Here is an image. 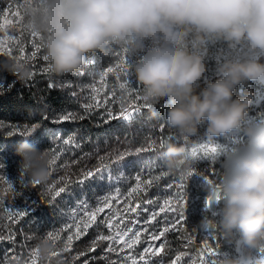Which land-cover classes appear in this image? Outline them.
I'll use <instances>...</instances> for the list:
<instances>
[{"label": "trees", "instance_id": "1", "mask_svg": "<svg viewBox=\"0 0 264 264\" xmlns=\"http://www.w3.org/2000/svg\"><path fill=\"white\" fill-rule=\"evenodd\" d=\"M46 3L47 0H24V2L23 0H0V15L10 21L3 30H0V39L5 40L6 48L12 46L14 52L11 55L0 56V123L36 126L27 136L9 135L7 134L8 129L0 130V176L12 183L16 189V194L13 196L11 192L4 191L7 185L0 182V195L4 196V204L0 207V228H3L5 233V240L0 242V255H3L6 249L15 248L22 257H12L13 260L9 264H33V262L34 264H72V257L76 256L77 253L84 252L86 255L80 256L77 264H82L84 260H88L89 264H105V260L101 259V256L103 250L110 243L109 241H100L95 251H88L91 242L98 233L102 232L108 235L113 231L101 225L100 222L105 219L103 215L97 218L96 224L90 227L85 235L78 239L74 237L70 250L65 251L64 243L67 241V236L77 231L75 228L71 231L68 230L67 225H70L72 221L67 217V214L73 211L75 204L83 196L91 204L94 203L97 206L101 194L107 188L104 181L96 179L99 177L98 175L78 183L79 180L83 179L80 172L83 168L95 169L100 163L99 156L106 155V150L111 151L112 148L116 147L121 150H134L142 145L147 147L145 141L148 143L155 141L151 151L131 154L114 162L107 170L116 174L119 165L130 164L129 183H136L134 178L139 168L137 167L138 160L145 159L148 155H158L167 151L169 144L177 147L186 145L187 154L183 153L180 158V162H184L185 166L184 164H176L175 167H172L169 163L164 164L162 169L167 171L168 175L154 181L146 194L137 193L140 199L135 201L134 205H138V209L145 205L149 198H155L163 187L172 182L173 174L178 172L179 167L195 170V173L204 172L203 184L196 185L190 190L188 187L186 189L184 224L179 233L169 232L166 235L164 259L168 260L174 258L176 254L187 253L188 255L182 256L186 264H191L192 260H196L197 264L199 262L198 256L207 253V250L201 251L206 236L209 237L208 245L215 251V254L212 255L214 259L211 264H240L241 255L246 259H252L255 256L264 257L261 255L262 247L251 250L244 243H242L240 255L237 245L241 242V238L238 233L229 234L224 230L218 211L221 205L218 203L216 216L208 211L206 205V201L211 195V185L222 184L225 172V156L229 154L228 149L230 147L239 148L247 143V121L250 120L255 125L257 124L256 119H250V117L252 118L253 104L256 102L262 87L252 81L243 82L236 86L234 98L250 97L251 99L245 122L240 130L226 137L208 138L205 135L206 125H201L198 132L185 141L175 129L166 124V114L171 105L167 104L165 100L159 102L145 100L143 88L136 80L135 65L153 47L150 39L134 38L128 43L109 41L102 48L87 53L82 68L73 74L56 75L49 71V60L47 62L41 60L39 63L41 66H47L48 72L42 75L37 74L31 81L33 73L30 63L19 59L16 47L17 45L23 46L24 54L28 55L32 50V40L35 39L41 48V54L47 56L46 44L50 34L36 30L33 23L34 18L43 10ZM19 4L20 7H18ZM9 5H11L10 9ZM4 9H9V11H3ZM18 12L19 16H17ZM9 37L13 39L10 41ZM193 39L194 34H190L186 38L189 50H192ZM204 39L205 43L199 47V52L204 57L207 71L205 78L201 80L200 86L196 90L197 92L206 87L209 81L214 82L220 78L217 73L220 64L228 59L243 57L248 54L247 47L243 43L230 47L229 42L223 38L205 37ZM116 52H120L121 56L126 53L130 63L129 79L131 86L140 90L141 99L146 109L142 110L131 121L109 120L102 108L97 109L83 120L58 121L57 117L66 111L80 112L88 93L85 92L84 98L78 103L72 94V88H49L48 83L55 81L61 84L71 82L73 85H90L93 83L91 75L81 76L78 74L85 69L90 60H95L100 69L108 66L114 67ZM33 64L35 66V62ZM106 80L108 83L101 88L100 97H103L104 92L112 86L116 87L119 94L115 76L109 74ZM96 84L97 87L101 86L98 77ZM240 90H242V94ZM116 108L118 110V104ZM161 127L165 129L163 136L159 131ZM58 137L65 139L74 137L75 142L79 143L80 147L76 148L75 143L65 146L60 141L55 142L54 145L52 142ZM161 141H163L162 146ZM22 143H27L35 149L38 158L46 163L48 179L45 182L33 181L29 186L21 184L20 174L32 173L30 169L24 167L25 156L18 152ZM56 148H59L58 155L61 156V159L57 160V165L60 167L58 170L54 168L51 176L49 150L55 151ZM211 162L212 166L210 167ZM64 164L69 165L70 183L68 189L57 197L54 203H46V198L41 196L44 191L43 188L65 174ZM140 173L142 179H148L145 171ZM205 177H208L212 182L208 183ZM9 206L26 213V215L19 222L13 223L7 218V213L4 211ZM113 206L114 202L112 203ZM168 217L171 218V216ZM149 229L151 227H148ZM10 230L15 235V244L7 239ZM53 230L60 232V240L53 239L48 235ZM26 236L28 237L27 240L25 239ZM189 236L192 239L188 244H185V240ZM114 246L116 247V244ZM21 249H23L22 252ZM30 249V256L26 255ZM107 255L109 260L120 261V257L116 253ZM225 256L228 257L226 262Z\"/></svg>", "mask_w": 264, "mask_h": 264}, {"label": "clouds", "instance_id": "2", "mask_svg": "<svg viewBox=\"0 0 264 264\" xmlns=\"http://www.w3.org/2000/svg\"><path fill=\"white\" fill-rule=\"evenodd\" d=\"M49 33V71L73 74L85 55L109 41L140 38L153 47L135 65L144 99L171 105L166 124L187 141L206 125L208 138L226 137L241 129L250 97L234 98L243 82L264 84V0H47L33 20ZM194 34L192 50L186 38ZM205 37L223 38L230 47L243 43L248 54L217 68L219 79L197 88L207 71L199 47ZM248 141L227 158L218 208L224 230L238 233L249 249L264 247V127L247 129ZM172 144L164 153L175 167L184 153ZM24 167L37 183L48 179L46 163L22 143ZM217 194L213 189L212 197ZM46 251V250H45Z\"/></svg>", "mask_w": 264, "mask_h": 264}, {"label": "snow or ice", "instance_id": "3", "mask_svg": "<svg viewBox=\"0 0 264 264\" xmlns=\"http://www.w3.org/2000/svg\"><path fill=\"white\" fill-rule=\"evenodd\" d=\"M24 2V0H23ZM20 7V4L18 5ZM11 8V5H9V9ZM9 9H4L3 11H9ZM9 14H11L9 12ZM17 16H19V12L17 13ZM10 21L3 18L2 15H0V30H3L6 25H8ZM35 38V36H33ZM13 38L9 37V40L11 41ZM17 51L19 55V59L22 61H27L30 63V67L32 68L33 73V79L37 74H47L48 68L47 66H41L39 63L41 60L43 62L48 61V57L41 54L40 46L36 42L35 39L32 40L31 43V52L28 55H25V49L23 46L17 45ZM14 54L12 51V46L9 48L5 47V40L0 39V56L2 55H11ZM116 63L115 66H108L106 68L100 69V67L96 64L95 60H90L85 67L83 71H81L78 75H85L89 74L92 77L93 83L90 85H73L71 82H65L63 84L52 81L48 83V87H65V88H72L73 92L72 94L76 97L77 102L79 103L82 98H84L85 92L88 93L86 97V102L82 104L80 112L76 111H66L62 114H60L57 119L58 121H75V120H83L87 116H90L93 112H95L97 109L102 108L103 112L107 119L114 120V119H121L123 121H131L137 114H139L142 110L146 109V106L143 104L140 90L133 88L131 86L130 82V71H129V60L127 58V55L125 53L124 56H121L120 52H116ZM35 62V66L33 64ZM47 64V63H46ZM97 69H100L97 71ZM109 74H113L115 76L116 81L118 82L119 87V94L116 91V87L112 86L108 88L107 91L104 92L103 97H100V91L101 88L107 85L106 78L109 76ZM99 78L100 87H97L96 84V78ZM11 87V85H9ZM78 89V90H77ZM111 97V99H109ZM119 105V108L117 110L116 105ZM111 105V107H109ZM35 125H5L4 123H0V130L8 129L9 135L13 134H19L27 136L29 135L35 128ZM161 136L164 135V127H161L159 129ZM62 142L63 145H72L75 143V147L79 148V143L75 142L74 137H68V138H56L52 143L55 145V142ZM145 146H141L138 148H135L134 150L124 149L121 150L119 147L112 148L111 151L106 150V155L99 156L100 163L95 167V169L92 168H83L80 172V175L83 177V179L79 180L78 183L83 182L95 175H99L104 170H107L114 162L120 161L121 159L131 155V154H140L144 151H151L153 148V145L155 144V141L152 143H148L145 141ZM163 145V141H161V146ZM59 148H56L55 151L49 150L50 154V171L51 176L53 175L52 170L56 168L59 169V165H57V160L61 159V156L58 155ZM145 169H150L153 166V163L151 159L143 161ZM64 175H61L58 180L51 182L46 188H43L44 191L41 193L42 197L46 198V203L52 204L55 202L56 198L59 197L62 193L66 192L68 189L69 176H68V169L69 165L64 164ZM195 174V170H190L188 173L180 175L179 176V183L176 184H169L167 187L171 189H175V195L169 196L163 200L162 205L159 206V212H156L155 210L152 211L148 217V221L156 220L157 215L159 213L165 214V223L162 226V229L157 232H152L150 234L152 241H160L164 240L165 242H162L159 244V246H155L154 244H148L146 247L142 249L140 253L137 255H133L132 253H128V255L123 258L120 261L116 260H109L108 255L109 253H116L118 256L123 253L126 249H132L134 245L138 244L140 242V231H134L133 228H129L127 226L120 227L119 224H113V214L109 213L107 217H105L104 220H102L100 223L103 227L113 230L110 234L105 235L102 232L98 233V235L93 239L91 242V245L88 248V251H95L96 247L98 246V243L100 241H109L110 243L107 245V247L103 250L101 259L105 260V264H180L182 256L188 255L187 253H181L176 254L174 258L165 260L164 254L166 252V235L169 232H180L181 228L183 227V219H184V209H185V203H186V197L184 194V181L188 180L191 176ZM168 175V172L161 169L159 175H152L148 179H142V174H137L135 176V186L131 187L130 190L126 193V196L124 197L125 204H131L133 201H139L140 197L137 195V193L146 194L149 187L152 185V183L156 180L161 179L163 176ZM206 181L208 183H211L212 181L208 179V177H205ZM0 182L7 185V188L4 190L5 192H11L13 196L16 194V189L13 186L12 183L8 182L3 176H0ZM21 184H24V179L21 177ZM35 186V185H33ZM116 196H124L119 190V188L116 189ZM115 199L112 195H106L103 198L98 200V205L92 209L89 210V204L86 201H80L77 204V209L79 211H71L67 214V217L72 221L70 225H67L68 230L71 231L73 228L77 229V231L74 234H70L67 236V241L64 243L65 245V251L70 250L72 241L75 238H79L87 233V230L92 227L94 224H96L97 216L98 214L102 213L105 208L111 207V202ZM213 199L216 201L219 200V193L217 189L216 196L210 197L208 201H206V205H210L213 202ZM147 204H153L154 201L149 198L146 201ZM4 204V196L0 195V207H2ZM4 211L7 213V218L9 220H12L13 223L19 222L20 219H23V217L26 215V213L22 211H18L13 209L11 206L4 209ZM80 211H83V215H80ZM128 211L137 213V206H133L128 209ZM143 211H147V209H143ZM169 213H175V217L173 219L168 218ZM115 215H119V213H115ZM15 218V219H13ZM148 221H145L147 223ZM158 222V221H157ZM48 235L53 239H61L60 232L57 230H53L52 232H49ZM7 239L9 241H12L13 244H15V235L10 230L9 234L7 236ZM25 239L27 240L28 237L26 236ZM191 236L187 237L185 240V244H188L191 241ZM5 240V233L3 228H0V242H3ZM117 243H122V247L117 248L114 245ZM207 250L208 255H214L215 251L207 244L205 243L203 245V249L201 251ZM23 249H21V252ZM31 249L28 251L26 255L30 256ZM86 253L80 252L77 253L76 256L72 257V264H77V261L80 256H84ZM261 255L264 256V249H261ZM21 256L20 253L16 251L15 248H9L6 249L3 255H0V264H9L11 260H13L12 257ZM138 256V258H137ZM157 258L160 257V259H148V257ZM22 257V256H21ZM191 259V258H190ZM199 264H205V256L199 255ZM34 264V262H33ZM82 264H89L88 260H84ZM191 264H196V260H192Z\"/></svg>", "mask_w": 264, "mask_h": 264}, {"label": "rangeland", "instance_id": "4", "mask_svg": "<svg viewBox=\"0 0 264 264\" xmlns=\"http://www.w3.org/2000/svg\"><path fill=\"white\" fill-rule=\"evenodd\" d=\"M264 59L261 60V62ZM257 84H259V86L262 87L261 91L259 92V95L257 97V101L258 102V106L257 108H259L257 110V108L255 110H253V114H252V118L250 117V119H256L257 124L255 125L254 123H252L249 120V125L252 126V124H254L256 127H264V84L255 82ZM245 145V144H243ZM237 148H234V150H236ZM233 150V151H234ZM166 152V151H165ZM165 152H162L158 155H148V157H146L145 159H140L137 161V167H139L137 169V173L136 175L142 171H145L148 178H150V176L152 175H158V173H160L161 169L164 167V164L168 163V157H166L164 155ZM228 153L225 157L226 160L229 157V155H231L233 152L228 149ZM151 159L153 166L150 169H145L144 167V163L143 161ZM184 159V157H183ZM181 163V164H180ZM179 165H183L185 166L184 162H179L177 163ZM130 164H122L119 165L117 168V172L116 174H112V172L110 170H106L101 172L98 176L96 177V179L98 180H102L107 184V188L106 190H104L103 194H101L100 198H103L106 195H112L113 197H115V199L111 202V207L109 208H105L104 211L100 214H98L97 218L100 215H103L104 217H107L109 215V213L113 214V224H119L120 227H129V228H133L134 231H140L141 236H140V242L136 245L133 246L132 249H126L123 253H121V255H119L120 260L123 259V257L127 256L128 253H132L133 255H137L138 253H140L142 251V249L144 247H146L148 244H154L155 246H159L160 243L165 242L164 240H160V241H152L150 234L152 232H156L157 233L162 229L163 224L165 223V214L164 213H159V215H157L156 220H151L148 221V217L150 215V213L152 211H156L159 212V206L158 205H162L163 204V200L169 196H174L175 195V189H169L167 186L169 184H176L179 183V176L188 173L190 170H188L187 168H182L179 167V169L177 170V173L173 174V179L172 182L169 183L167 186L163 187V189L157 194V196L155 198H153L152 200L154 201L153 204H145L143 206H141L138 209V205H134L135 201H133L131 204H125L124 202V197L126 196V193L130 190L131 187L135 186V183H129L130 180V175L129 172H131V167H129ZM20 176L24 179V184L26 186H29L30 184H32L33 181H35L32 177V173L30 172H24L22 174H20ZM203 178L198 176V175H193L191 176L188 180L184 181V194L186 193V189L187 187L189 188L188 190H190L191 188L195 187L196 185H201L203 184ZM85 183V182H84ZM83 183V184H84ZM214 187L211 185V188ZM119 188L120 192L122 194H124V196H116V189ZM191 198V197H190ZM29 199V198H28ZM29 201L31 202V200L29 199ZM80 201H86L89 204V210H92L96 207V204H91L89 202V200L83 196L82 199L78 200L77 203L75 204L73 211H79L77 209V204ZM114 202V206L112 207V203ZM116 203V204H115ZM133 206H137V213H133L128 211L129 208L133 207ZM147 209V211H143V209ZM114 210V211H113ZM119 213V215H115V213ZM80 215H83V211H80ZM168 216H171V218L169 219H173L175 217V213H169ZM145 221H148L147 223H145ZM158 221V222H157ZM148 227L151 229L148 230ZM115 229H113L114 231ZM208 240L209 237L206 236L205 237V243L208 244ZM117 248L122 247V243H117L116 244ZM264 249V247H262ZM239 250V249H238ZM239 253V251H238ZM242 253V252H241ZM241 253H239L241 255ZM205 256V264H211V261H213L214 257L212 255H208L207 253L204 254ZM118 257V258H119ZM138 258V256H137ZM148 259L152 260V259H160V257L157 258H152V257H148ZM225 262L228 261V257H224ZM255 263V264H263L264 263V257H253L252 259H246L241 255V262L240 264H249V263ZM142 264V262H141ZM180 264H186L184 259H181ZM199 264V262L197 263Z\"/></svg>", "mask_w": 264, "mask_h": 264}, {"label": "water", "instance_id": "5", "mask_svg": "<svg viewBox=\"0 0 264 264\" xmlns=\"http://www.w3.org/2000/svg\"><path fill=\"white\" fill-rule=\"evenodd\" d=\"M221 185H216L214 187L211 188V194H212V191L213 189H219L221 188ZM210 197H212V195H210ZM209 197V198H210ZM209 200V199H208ZM207 208H208V211L212 214V215H216L217 214V208H218V203L216 202H212L210 205H207ZM237 248L238 249H241L242 248V242H239L238 245H237Z\"/></svg>", "mask_w": 264, "mask_h": 264}, {"label": "bare ground", "instance_id": "6", "mask_svg": "<svg viewBox=\"0 0 264 264\" xmlns=\"http://www.w3.org/2000/svg\"><path fill=\"white\" fill-rule=\"evenodd\" d=\"M262 62H264V60L262 61ZM243 96V95H242ZM257 101V100H256ZM258 102H255L253 105H254V108H257V106H258V104H257ZM247 124H248V121H247ZM233 136V135H232ZM231 136V137H232ZM236 142V141H235ZM184 148H185V151H184V153H186L187 151H186V145L184 144V145H182ZM232 152H233V148L232 147H230L229 148ZM187 154V153H186ZM210 166H212V162L210 163ZM242 242V241H241ZM239 251V253H241L242 252V250L241 249H239L238 250Z\"/></svg>", "mask_w": 264, "mask_h": 264}, {"label": "built area", "instance_id": "7", "mask_svg": "<svg viewBox=\"0 0 264 264\" xmlns=\"http://www.w3.org/2000/svg\"><path fill=\"white\" fill-rule=\"evenodd\" d=\"M240 93L242 94V90H240ZM254 106V105H253ZM256 108H254L253 110H255ZM249 122V121H248ZM247 127L248 128H250V127H256L254 124H252V126L251 125H249V123L247 124ZM247 133V132H246ZM211 167V166H210ZM195 175H198V176H200V177H202L203 178V176H204V172H201V173H195ZM219 205V204H218ZM217 215V214H216ZM215 215V216H216ZM241 241V240H240Z\"/></svg>", "mask_w": 264, "mask_h": 264}]
</instances>
